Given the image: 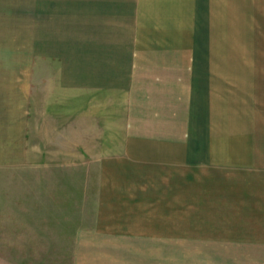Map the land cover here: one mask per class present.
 Returning <instances> with one entry per match:
<instances>
[{"label": "crops", "instance_id": "obj_1", "mask_svg": "<svg viewBox=\"0 0 264 264\" xmlns=\"http://www.w3.org/2000/svg\"><path fill=\"white\" fill-rule=\"evenodd\" d=\"M0 35H45L50 57L0 65V176L30 174L28 204L3 216L23 223L24 207L36 224L38 200L69 216L43 240L76 264L102 246L114 264L182 248L264 264V239L178 234L264 232V0H0ZM85 168L98 172L89 228Z\"/></svg>", "mask_w": 264, "mask_h": 264}, {"label": "rangeland", "instance_id": "obj_2", "mask_svg": "<svg viewBox=\"0 0 264 264\" xmlns=\"http://www.w3.org/2000/svg\"><path fill=\"white\" fill-rule=\"evenodd\" d=\"M44 37L45 35H0V65H28L35 60H37L38 62L41 60L43 62L46 59H50V57H47L45 55L41 56L42 53H46V48L44 47ZM84 170L85 171L83 172V175L85 179L81 181L80 178L81 184L82 182H84V191L82 192L85 195L84 207L86 215L84 218L85 221L83 226L85 228H89L91 227L92 216H87V213L91 212V205L89 204H91L92 202V194L94 193L92 191V186L93 181H96L97 179L98 172L97 170H95V168H85ZM20 172V182H16L13 177L8 174L0 176V188L4 187L3 190L0 189V203L8 201V203L10 204V206L6 207L0 204V264H76V259L74 258V253L76 252L75 248L45 247L46 243L50 244L53 242H51L52 240H43H49L56 234L59 235V228L64 225L66 218H70L69 216H63L64 219L62 221V216L53 214V212L45 210V207H43L45 203L42 200H38V208L41 209V212L38 213L37 218L34 217L37 220L36 224H28V222H26L29 219V212L28 209L24 207L23 209L19 210L20 217L23 223H20L18 221L17 224H13L12 219H9V217L11 216H3L4 210L9 211L10 215L12 214V216L16 214V198H19L18 200L21 199L26 204H28L27 199L30 196V174L28 173L27 168L24 170H20ZM69 177L71 179L70 175ZM75 193H73L72 195L70 191L67 194L68 206L70 211L69 214L70 216H72L73 214V218L76 217L75 214L77 213L78 209H76L77 207L75 208L72 206V203L75 200L71 201L70 199L72 196H74L75 198ZM40 195L41 194L39 193L37 194L38 198L40 197ZM88 196H90L91 200L88 199ZM25 206L27 207V205ZM43 211L45 212V214L49 215H43ZM50 212L52 215H50ZM3 220L5 222H3ZM52 221H56V224L54 225L56 227L52 228L56 230V232L54 231L55 233L50 231V229L46 230L48 228L47 225L50 226ZM60 222L62 223L60 224ZM253 227L254 226L252 225L248 226L246 228V231H216L217 229H209L207 226H196L193 231L181 228L182 230L178 234H180V238L190 239H264V232H253ZM68 235L70 236L69 239H71L72 233ZM32 243H35L36 246L29 247L28 245ZM106 248L107 247L102 246L100 248L95 247L94 249H80V252H83L84 259L82 261H79V264H114V261L109 257V255H107V252L103 253V251L107 249L111 250L113 253L114 249ZM97 250H99V252H101L104 256L95 255L94 253ZM181 250V255H176V257H174V255L170 252L166 253L165 264H207L206 261L208 259H204L205 257L201 255V252L198 253V251H200L201 249L182 248ZM123 256L124 255L119 256L118 258L121 259L117 260V258L115 260V264H124L127 259ZM111 261L113 262L111 263ZM210 261L212 262L210 264H224V262H228V259H226L225 261L223 259L212 258Z\"/></svg>", "mask_w": 264, "mask_h": 264}]
</instances>
